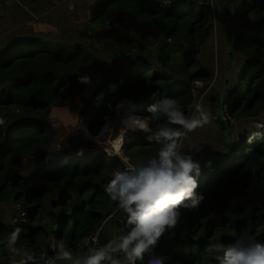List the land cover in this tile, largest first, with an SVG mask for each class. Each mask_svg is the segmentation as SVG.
<instances>
[{
    "label": "trees",
    "instance_id": "obj_1",
    "mask_svg": "<svg viewBox=\"0 0 264 264\" xmlns=\"http://www.w3.org/2000/svg\"><path fill=\"white\" fill-rule=\"evenodd\" d=\"M23 1L36 4L40 0ZM154 2L112 0L97 17L101 18L103 25H114L121 24L126 14L138 25L163 33L164 40L184 44L187 49L181 55L188 59L189 64L178 73L172 72L167 64L152 65L138 58H124L123 62H114L111 66L106 57L99 56L103 52L99 53L92 46H69L42 37L18 38L1 51L0 83L5 89L0 93V264L24 253L30 256L29 264H37L35 258L39 249L50 248L53 244L58 247L61 241L67 249L95 231L117 209V202L112 201L105 191L109 184L106 174L113 176L119 164L117 159L108 160L109 165L105 166L90 156V161L82 159L74 166L69 163L64 169L60 166L56 172L43 160V152L52 146L56 136L51 127L53 118L60 117L75 126L82 114L89 113L88 128L92 133H99L104 124L102 118L98 119L102 111L88 110L86 103L99 88L112 82L109 76L113 75V82L119 83L124 95L141 98L149 105L155 100H175L188 119L194 104L202 101L199 95L195 97L194 94L195 82L202 81L204 86L200 93L207 91L210 108L215 114L219 111L225 76L223 62L215 83V60L210 57L212 62L209 61V65L192 72L185 87H179L187 75L186 70L196 66L200 51H204L206 59L207 51L215 50L216 21L219 22L218 54L230 69L226 58L230 36L224 22L215 13L213 18L212 1L183 0L172 6L162 4V7L150 5ZM10 3L11 0H0V13ZM185 5H200V11L188 14L187 9H181ZM222 7L226 15L232 13L230 20L236 33L238 53V76H234L225 107L231 118L254 123L264 116V0H225ZM174 12L182 15L174 17ZM191 20L195 24L204 23L207 30L199 41L194 38V45L189 47L186 40L178 37L186 30L185 21L191 23ZM93 22H99V19L95 18ZM192 27L195 31L193 24ZM223 30L227 31V42L220 36ZM107 39L111 41L108 48L116 50L114 41ZM120 64L125 69L121 72L123 79L109 71ZM138 67H142L144 73L135 79L133 73ZM157 67L160 74L152 75L153 68ZM82 76L89 77L90 82L80 83ZM80 85L81 94L78 91ZM105 94V101H110L109 90ZM215 121L223 146L210 154H220L227 147L223 135L227 124ZM166 122V117L155 119V130L157 125ZM227 123L233 147L221 160L201 168L197 193L202 194L204 200L198 209L181 208L176 227L167 230L154 246L164 258V264H191L185 259L178 261L181 258L178 243L184 244L183 247L194 245L191 252L195 258L199 253L200 264H217L208 249L218 242L231 244L243 235L264 243V122L253 130L244 128L237 139L233 135L235 124ZM170 126L180 131L184 129L178 124ZM137 146L133 143L128 150L137 164L139 160L156 158L162 147L149 141ZM19 204L27 210L28 221L19 227L20 235L14 245L16 251L12 252L8 248V240L16 229L6 214L10 207L15 206L17 210ZM218 229L223 233L216 234ZM203 230L206 231V239L197 241ZM232 233H236L235 238L231 237ZM214 236L217 237L215 241Z\"/></svg>",
    "mask_w": 264,
    "mask_h": 264
},
{
    "label": "clouds",
    "instance_id": "obj_2",
    "mask_svg": "<svg viewBox=\"0 0 264 264\" xmlns=\"http://www.w3.org/2000/svg\"><path fill=\"white\" fill-rule=\"evenodd\" d=\"M79 82L89 83L90 78L82 76ZM146 111L154 119L167 118L166 123L157 125V130L146 136L149 142L162 145L157 157L142 161L128 171L115 172L105 188L109 198L117 202L118 210L123 212L129 230L125 234L118 233L103 247L90 248L83 256H74L61 241L49 264H135L152 251L167 230L176 227L181 208H199L205 198L197 193L201 165L178 150V139L206 122V118H186L176 101L170 98L155 100ZM148 121V117L137 116L125 124L133 130L148 131ZM176 124L185 131L170 126ZM20 231L17 228L9 237L8 248L12 252L16 251L14 245ZM208 251L223 253L216 257L217 264H264V243L243 235L231 244L215 243ZM117 254H122L123 258H116ZM149 264L160 262L153 258Z\"/></svg>",
    "mask_w": 264,
    "mask_h": 264
},
{
    "label": "crops",
    "instance_id": "obj_3",
    "mask_svg": "<svg viewBox=\"0 0 264 264\" xmlns=\"http://www.w3.org/2000/svg\"><path fill=\"white\" fill-rule=\"evenodd\" d=\"M104 1L105 0H40L36 4H29L25 3L23 0H11L9 7L4 11L5 17H0V27L5 29V34L14 32L15 34H19V37L21 38L38 36L44 39H50L49 36L51 35L56 36L55 38L59 39V41L61 39V42L67 44L72 42L73 38L76 37H81L82 39L89 40V36L87 33L89 29L80 24H86L92 21V23L95 25V27H93L95 33L104 32L108 36V38L112 39L114 41V44L117 45L121 42V40H124V42L126 43L125 46H129L135 50V52H133V57L138 59L140 58L136 56V53L138 52L139 48L148 49L149 47L155 45L154 41L162 42L164 40L162 39L164 38L163 33H160L155 30L146 29L144 26L138 25L132 17L126 14H124L123 21L121 22V24L113 25H119L120 29H115L113 26L108 27L107 24L103 25L102 21L94 23L91 17L93 18V16L97 14L95 13V11H93L92 7L96 5L101 6ZM211 1L214 4L213 0H210V3ZM223 1L225 0H220L221 6ZM211 6L213 8L214 13L216 14L217 7H215V5L213 6L212 4ZM103 7L104 6L102 4L100 8ZM84 14L88 16L87 19L84 17ZM73 17L79 19V22H77L75 26H73L71 22V18ZM4 19L6 21L5 24L2 23ZM64 24L68 25L65 30L62 29V26ZM134 30L142 31L143 35L141 36L134 33ZM27 34H29V36H27ZM60 34L62 35V37ZM216 39L217 34L215 35V41ZM95 50L98 49L95 48ZM210 51L211 50L207 51L208 58L210 59L211 57L213 60L216 61L219 58L218 52L214 50L210 53ZM110 53V51H106V58L109 60V62L116 61L118 58L115 56L113 58V55H111L112 53ZM118 54L122 55L123 52ZM120 58H126L128 60L126 55H123ZM209 61H211V59ZM125 65L126 64H124V66ZM102 90H104V88ZM120 93L123 94L122 92ZM124 96L129 97L127 95ZM205 99L201 101L202 106L197 109H193V113L190 119L194 117L206 118V122L201 123L193 130L187 132L186 135L178 139V144H180L181 146V153L184 155L192 156L193 160L198 161L199 163H202L203 160L207 161L214 154H219H210L209 152L218 148L220 149L223 146L220 132L216 131L218 130L215 121L217 113L215 114V112L210 108L208 104V98L207 100ZM201 114H203L202 117ZM58 118L60 117L53 118L52 120L56 121V119ZM182 131H185V129H183ZM108 160L111 161V159ZM142 161L144 160H139L138 164L135 161L134 163L137 166ZM106 177V182H110L113 178V176L111 177L109 174H106ZM117 210L118 207L114 212L111 213V215ZM121 216L125 218L124 214ZM107 219L102 222H105ZM114 221L115 220H111L107 223V228L111 233L108 242L113 239ZM118 233L123 234V230L120 229V227L118 229ZM54 240H56V238H54ZM178 244L180 245L179 251L181 252L180 259L181 261H183L184 250H186L187 252H191V250L189 249V246L183 247L184 244ZM117 256L118 258H123L122 254H117ZM35 259L37 261V258ZM29 262L30 256L24 253L22 255H18L10 261L5 262V264H29ZM138 263L140 264V260H137L135 262V264ZM142 264L147 263L143 260Z\"/></svg>",
    "mask_w": 264,
    "mask_h": 264
},
{
    "label": "rangeland",
    "instance_id": "obj_4",
    "mask_svg": "<svg viewBox=\"0 0 264 264\" xmlns=\"http://www.w3.org/2000/svg\"><path fill=\"white\" fill-rule=\"evenodd\" d=\"M106 1H109V0H105L103 6H105ZM212 5L214 6L213 3H212ZM92 8H93V11H95V12H97L98 10L101 9L100 5L93 6ZM78 13H80V12H78ZM98 14L101 15L102 14L101 11L97 12V15ZM97 15H94L93 18L91 17V19L96 18V19H99V22H101V18L100 17L98 18ZM3 16L5 17V12L0 13V17L2 18ZM84 17L86 19L88 18V16L86 14H84ZM213 18H214V11H213ZM71 22H72V25L75 26L77 24V22H79V19L73 17V18H71ZM0 23H1V20H0ZM2 23L3 24L6 23L5 19L2 21ZM191 23L194 25V28L196 29L195 31H192L193 27H192ZM191 23L185 21L186 30H183L180 33V37H178V39L186 40V44L189 47H192L194 45V41H193L194 38H197V40L199 41L201 39V36L207 30V27H205L204 23H202L201 25L195 24L194 20H191ZM80 25L89 29V31L87 32L88 36H89V40L82 39L81 37H76V38H73L72 42L67 43L69 46H74V45H85V46L91 45L92 46L91 42H93L95 44V48L99 50V53L103 52V54L99 55L101 58L106 57V51H110L112 53V54L111 53L110 54L113 55V58H114V56L118 58L116 61L110 62L111 66L114 64V62H123L124 58H120L123 55H126L128 59H135L133 57V52H135V50L129 46H125L126 43L124 42V40H121V42L118 45L114 44V46L117 49L123 50V54L119 55L118 53L115 52L117 49L114 50V48H108V45L111 41H109L107 39L108 36L104 32H101V33H95L94 32L93 27H95V25L92 23V21L88 22L86 24H80ZM111 26H113V25H110L108 27H111ZM66 27H68V25L64 24L62 26V29L65 30ZM113 27L115 29H120V27H116V26H113ZM4 30L5 29L0 27V53L5 47H7L11 43H13V41H15L18 38H21V37H19V34H15L14 32L5 34ZM101 31H102V29H101ZM215 32L219 36V22L217 23V21H216ZM27 36H29V34H27ZM220 36H222L226 42L228 41L227 31L223 30V32H222V34H220ZM55 37L56 36H51V35L49 36L50 39H53L54 41H59V39H57ZM61 37H62V35H61ZM162 39H164V38H162ZM60 41H61V39H60ZM74 41H77L80 44H76ZM209 60L210 59L208 57L205 59L204 51H200V53L198 54L197 59H196V61H197L196 66H194L193 69H191V70H188V69L186 70L187 75L182 78L181 82L179 83V87L184 88L186 85V79L190 78V76L192 75L191 73L194 71H198V70L202 69V67H206V65H209L208 64ZM186 62H188L187 58H186ZM222 62H223V68L225 69L223 73L226 75V73L229 70V67L228 66L226 67V63H225V60L223 58H222V61H221L220 57L215 61V67H216L217 72H219V66ZM147 63H149V62H147ZM115 68H117V69H115ZM122 68H123V66H122V64H120L117 67H111V69H109V71L111 70V72H113V73H114V71L122 72L123 70H125ZM169 69L172 70V68L170 66H169ZM128 73L131 75V71H129ZM143 73H144V70L142 69V67H138L135 70V72L133 73V76L135 79H138L142 76ZM151 74L152 75H159L160 74V68L159 67L153 68ZM161 75H164L166 77L165 74H161ZM234 76L235 77L238 76L236 71H235ZM199 84L202 87L195 86L194 90H196L197 96L199 95L200 99L203 100L207 97V92L200 93V90L203 88V83L200 82ZM111 85L116 86V89L109 91L108 97H110V99H111L110 101H108V102L105 101V98L107 97V95L105 93H102L103 87H101L95 92V94L93 96L94 98L93 97L88 98V102L86 103V105H87L86 107H88V110L97 108L98 110L102 111V115H99L98 119L102 118V121L104 123H105V119H106L107 122L109 123V125H112V124L114 125V123H112L110 113L106 110H105L106 111L105 112L104 109H99L97 107V105H101L103 103L104 108H106L108 105L112 104L113 102H115V101L118 102L119 100H121V98L117 100L116 94H114L115 91H118L120 93V91H121L120 85H118L117 82L112 81V82L107 83L105 85V87L106 86L108 87ZM105 87H104V89H105ZM4 89H5V87H3V85L0 83V93H2L4 91ZM78 91L81 94L82 85H80L78 87ZM99 95H100L99 99H102L101 101H98V99H97V96H99ZM88 119H87V116L85 114H82L78 118L77 124L75 126L67 124L61 118L56 119L57 123L59 124V129L53 130L55 135H56L55 140H54L52 146L50 148H48V150H45L43 152L44 157L46 155H51V159L46 161V164L48 165L49 168H51L52 170H54L56 172L57 170L60 169L59 168L60 166L62 167V169H64L65 166L68 165L69 163H70V166H74L77 161L82 160V159H87L88 161H90V156H93L95 160L98 159L96 161L97 163L102 162L105 166L109 165L108 164V157L106 155L96 154L94 151V149L99 146V142L97 141V139L98 140L102 139L105 141H107V140H106V138H102V137L99 138L100 133H92L91 131H90V134L88 133L87 130H90L88 128V125H87ZM254 121H255L254 123H249L248 121H239L237 119H234V122H235L234 127L236 129H235L233 135H234L235 139L239 138V135L243 131L244 128H248V129L253 130L257 124L264 122V116H263V118L256 119ZM87 133L91 137L89 135L87 136ZM108 138H110V137H108ZM144 142L145 141L135 142V144L138 145L137 147H140L142 145V143H144ZM59 153H60V157H63V155H66V156H68V158H64V159L60 160L59 156H58ZM79 155H81V157H78ZM75 156H77L78 158H74ZM57 161H59L58 165L55 164V162H57ZM16 212H17V210L15 209V206L13 208L10 207V208H8V213L6 212L7 213L6 217L9 218L10 221L12 222V215L15 216ZM47 222L48 221L46 220L45 223H47ZM220 233H223V232L221 231V229H218L216 231V234H220ZM236 233H232L231 237L235 238ZM216 236H219V235H216ZM216 236L213 237V241H215L217 239ZM201 239H206V231L205 230L200 232V234L196 240L201 241ZM196 248H198V247H195L194 249H196ZM209 255H211V254H209ZM142 263H143V260H140V264H142Z\"/></svg>",
    "mask_w": 264,
    "mask_h": 264
},
{
    "label": "built area",
    "instance_id": "obj_5",
    "mask_svg": "<svg viewBox=\"0 0 264 264\" xmlns=\"http://www.w3.org/2000/svg\"><path fill=\"white\" fill-rule=\"evenodd\" d=\"M158 3H161L165 6H172L178 3H181L183 0H155ZM108 26H110V23H107ZM116 27H119V25H115ZM215 51L218 52V41L216 39L215 41ZM217 70H216V76H215V80L214 83L217 79L218 76ZM202 81H196L195 82V86H200L202 87L199 83ZM203 83V82H202ZM119 85V83H117ZM204 86V83H203ZM116 89V86H108L107 88H105L102 93H105L106 90L112 91ZM117 91L114 92V94H116ZM121 92V91H120ZM207 92V91H206ZM113 94V93H112ZM195 97H197L196 91L194 92ZM123 95V94H122ZM123 97L127 98L126 96L123 95ZM122 97V98H123ZM100 95L97 96L98 101H101L102 99H99ZM121 100L119 101H122ZM128 98H132V97H128ZM138 98V97H137ZM200 100V98H199ZM118 101V103H119ZM140 101V100H139ZM137 102L133 108L135 107H144L145 108V113L142 114L143 116H147L150 122L154 123V118L151 117V114L149 112L146 111L147 107L149 106L148 102L146 100L141 99L140 102ZM111 105V104H110ZM110 105H108L107 107H109ZM201 105V102H197L194 104V109L199 108ZM97 107L99 109H104V111L106 110V108H104V104L102 103L101 105H97ZM227 110V109H226ZM106 112V111H105ZM133 112V111H132ZM228 116H229V121L231 122L232 125L235 124L234 119L230 117L229 112L227 110ZM133 114V113H132ZM137 114V113H136ZM112 123H114L112 121ZM114 125H109V123L107 122V120L105 119V123L103 124L101 130L99 131L100 135L99 138H106L107 141L105 140H98L99 142V146L97 148L94 149L96 154H104L108 157V159H117L119 161L118 166L116 167L115 172L117 171H128L130 170L132 167L136 166L133 159L131 158V156H129L128 154V150L130 148V139H131V133L129 132V130H126L125 132L122 133V137H120L118 140L115 141V143H112L110 141V138H108L109 136H104L103 135V131L106 128H111V130H114ZM51 127L53 130H58L59 129V124L57 123V121L55 120H51ZM110 130V132H111ZM137 135L141 134V130H137ZM138 140L136 142H143L144 140L142 139H135ZM145 141H148L147 139ZM135 143V142H134ZM178 150L181 152V146L180 144H178ZM59 159L62 160L64 158H68V156L63 155V157H60V153L58 154ZM58 159V160H59ZM59 160V161H60ZM59 161L55 162L56 165H58ZM60 168V167H59ZM114 175V174H113ZM118 212L119 210H117L115 213H113L105 222H102L95 231H93L92 233L88 234L87 236H85L82 240H80L79 242L75 243L74 245L68 246L67 249L71 250L73 253L75 252H84L87 254L88 250L90 248H99V247H103L108 243V239L110 237V231L107 228V223L111 220H118L119 223V227L120 229L123 230V234H125L128 231V228L125 227V218L122 216H118ZM28 221V212L25 208L22 207V205H17V212L16 215L14 216V219L12 221V227L13 229H17L19 227H21L23 224L27 223ZM57 250L58 247L56 244H53L50 248H41L36 252V258H37V262L38 264H49V262L51 260L54 259V257L57 254ZM157 259L159 260L160 264H164V259L162 258V256L160 255L159 251L155 248L152 249V251L150 253H146L144 255V261L149 264V260L151 259Z\"/></svg>",
    "mask_w": 264,
    "mask_h": 264
},
{
    "label": "water",
    "instance_id": "obj_6",
    "mask_svg": "<svg viewBox=\"0 0 264 264\" xmlns=\"http://www.w3.org/2000/svg\"><path fill=\"white\" fill-rule=\"evenodd\" d=\"M215 7H217V12L216 15L218 18L224 22V26L228 31V34L230 36V43L227 46V61L230 64V69L226 73V75L223 78V90L220 95V109L217 112L216 115V120H221L224 123L227 124V129L223 132V135L226 139L227 147L225 151H223L220 154H214L209 160L200 163L201 168L203 167H208L209 162L211 164L217 160H221L223 157H225L230 150L233 147V142L232 138L230 135V129L228 126V121H229V116L225 107V99L228 94V91L231 89L233 82H234V74L237 69L238 65V53L235 48L236 44V33L235 30L232 26L231 20H230V15L232 14L231 12L226 15V13L223 11L220 0H213ZM134 33L138 35H143V32L140 30H134ZM151 42V41H150ZM92 47L95 49V44L91 42ZM153 46L149 47L148 49L145 48H139L138 52L136 53V56H138L140 59L146 60L147 62L151 64H158V65H169L172 68V72L178 73L180 69L182 68L181 64L182 61H186L181 55L182 51H185L187 48L184 44L182 43H174L171 40H163L162 42L159 41H154ZM116 75L120 77V79H123L124 75L119 72V71H114ZM207 100V97L206 99ZM90 120V118L87 120ZM145 141V140H144ZM123 215L122 211H119L118 216L120 217ZM57 229V227H56ZM118 229H119V223L118 220L114 221V226H113V238L115 235L118 234ZM189 249L191 250L194 245H188ZM188 249V248H187ZM74 256H83L86 253L84 252H75L73 253ZM211 254L216 258L217 256H222L223 253H216L214 251H211ZM199 257V253H198ZM194 257L192 252H187L184 250L183 253V258L190 262L191 264H200V258ZM118 258V256L116 257ZM57 264H61V262H57Z\"/></svg>",
    "mask_w": 264,
    "mask_h": 264
},
{
    "label": "bare ground",
    "instance_id": "obj_7",
    "mask_svg": "<svg viewBox=\"0 0 264 264\" xmlns=\"http://www.w3.org/2000/svg\"><path fill=\"white\" fill-rule=\"evenodd\" d=\"M112 2V0L106 1L105 6L103 8H101L100 10H98L97 12H103L106 10V8L108 7V5ZM104 4V3H102ZM101 4V6H102ZM150 5L156 6V7H162L163 5L161 3L158 2H154V3H150ZM100 6V7H101ZM181 9H187V13L188 14H192L194 12H198L200 11V5L199 6H187L185 5L184 7H181ZM171 10H174V7H171ZM179 9H176V11H178ZM191 10V11H189ZM180 11V10H179ZM97 12H95L97 14ZM182 15L181 12H174V17H178ZM76 44H80L77 41H74ZM188 62L186 61H182L181 66H188ZM113 73V72H112ZM115 75V73H113ZM109 79L111 81H114L115 78L113 77V75L109 76ZM116 97L117 100L122 98L123 95L121 93H119L118 91L116 92ZM141 101V98H136V97H132V98H122L121 102H113L109 107H106V111H108L110 113V117L112 119V121L114 122V130H111V128H106L103 131V135L104 136H109L110 137V141L112 143H115L116 140H118L120 137H122V133L125 132L126 130H129V132L131 133V139H130V144H133L134 142L138 141L135 139H142V140H146V136L151 135L153 132H155V128L152 122L148 121V131H141L140 135H137V130H133L130 127H126L125 122L128 121L130 118L133 117H147V116H143L142 114L145 113V108L144 107H135L133 108V106L138 102ZM139 101V102H140ZM94 110H98L97 108H95ZM133 111V112H132ZM133 113V114H132ZM137 113V114H136ZM102 115V113H100ZM87 116V119L90 118V114L87 113L85 114ZM96 119V118H95ZM150 119V118H149ZM111 130V132H110ZM88 133L90 134V130H87ZM87 133V136L89 135ZM90 136V135H89ZM91 137V136H90ZM78 157H81V155H79ZM77 156H75L74 158H78ZM51 159V155H46L43 160L46 162L47 160ZM178 261H181V259H179Z\"/></svg>",
    "mask_w": 264,
    "mask_h": 264
}]
</instances>
